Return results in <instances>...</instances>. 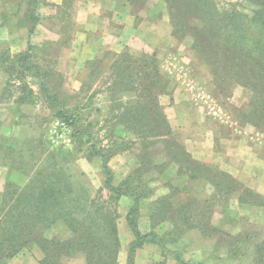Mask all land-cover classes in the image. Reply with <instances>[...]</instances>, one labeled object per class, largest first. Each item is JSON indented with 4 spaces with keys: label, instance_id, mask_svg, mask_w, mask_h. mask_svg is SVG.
<instances>
[{
    "label": "rangeland",
    "instance_id": "1",
    "mask_svg": "<svg viewBox=\"0 0 264 264\" xmlns=\"http://www.w3.org/2000/svg\"><path fill=\"white\" fill-rule=\"evenodd\" d=\"M141 1L132 5L129 0L109 1L117 4V12L121 11L123 18L115 24L112 20L114 25L111 26L119 36V47L111 41L106 44L104 53L108 56L101 66L107 67L115 55L128 49L132 52L130 59H143L146 55L153 58L161 75L150 88L151 98H159L164 108L172 128L170 137L173 143L190 149L194 159L206 163L213 171L228 172L241 183V188H250L264 195V127L254 126L246 120L250 90L240 85L222 84L220 79L213 77V66L202 63L200 50L195 51L191 46L190 35L175 32L178 29L172 26L164 0ZM216 1L229 3L235 0ZM173 2V7L181 10V3L178 0ZM67 3L71 4L68 8L52 14L48 6H43L48 5L47 0L39 1L35 14L40 16V22L30 34L26 49L18 53H13V46L2 40L5 36L0 31V194L10 188L20 191L25 186H38L49 174L46 168L61 160L69 169L72 181L85 185L94 195L103 187L106 175L101 156H90L93 151L89 146L92 144L106 150L120 144L126 146L108 161L114 184L141 166L138 155L142 146L129 143L128 134L120 126H112L117 122L115 117L112 119L116 105L134 97L129 92L120 94L106 90L104 84L112 73L108 70L106 77L90 76L87 62L102 57L104 53L90 58L85 56V61L82 59V49L76 48L78 3L77 0H68ZM100 4L98 18L110 20L114 15L111 5L103 1ZM19 5L24 19L26 3ZM31 9H28L30 14L26 20L29 22ZM181 16L177 19L181 24L187 22L193 28L202 26L196 18ZM130 17L134 18L139 35L125 34L128 31L123 33V26H130L126 21ZM4 19L7 21L6 16ZM47 35L52 36V42L46 40L44 36ZM30 44L36 48L29 51ZM37 47H45L42 52L51 50L52 53H38ZM6 50L10 55L5 53ZM26 52L30 60L24 63L23 69H13L18 58ZM35 63L41 72L26 68ZM129 65L138 68V63ZM129 72L130 69L126 70L127 75ZM132 73L137 74V71ZM89 79V85L83 87V82ZM138 80L150 84L151 77L141 74ZM41 82H47V93L43 92ZM56 94L58 96L54 97ZM120 98L123 99L120 101ZM79 104L87 108L85 112L92 114V124L82 137L73 135L68 119ZM61 110L65 111V116L61 115ZM87 124L82 121L80 128ZM113 130L119 137L126 138L125 142L112 141ZM160 146L155 149L158 164L169 161ZM143 178L142 185L152 193L149 199L140 201L136 220L139 230L149 235L136 250L134 264H182L183 261L188 264H257L254 247L264 242V206L241 205L236 194L217 195L209 182L190 180L186 175L178 174L176 164H170L162 175L143 174ZM176 188L180 191L176 192ZM107 193L105 189L104 195ZM168 194L175 202L192 197L198 210L205 211L201 219L202 223L208 224L207 227L203 231L202 228L184 231L179 237L170 224H158L153 215L158 207L156 200ZM132 204V198L125 196L117 202L121 264H127L129 246L136 236L127 220ZM45 235L62 241L72 237L70 228L62 221L46 230ZM234 236H239L238 240ZM43 256L40 248L26 247L15 257L4 260L3 264H41ZM63 259L64 264H86L84 254L78 251Z\"/></svg>",
    "mask_w": 264,
    "mask_h": 264
},
{
    "label": "trees",
    "instance_id": "2",
    "mask_svg": "<svg viewBox=\"0 0 264 264\" xmlns=\"http://www.w3.org/2000/svg\"><path fill=\"white\" fill-rule=\"evenodd\" d=\"M39 1L22 0L26 3L27 11L21 23L29 28L30 33L35 31L40 22V16L35 14ZM67 1H64V8L71 5ZM164 1L168 6L172 26L178 29L175 32L181 31L183 35L186 33L190 35L191 46L195 51L200 50L202 63H211L213 66L211 71L213 77L220 79L222 84L226 82L250 90L251 99L245 115L248 118L246 120L254 126L264 127V0H235L229 3L216 0H178L182 5L181 10L173 7V0ZM129 3L140 4L142 1L129 0ZM248 4L249 8L246 7ZM28 7L33 8L31 22L26 21L30 14ZM181 15L198 19L202 26L193 28L187 22L181 24L180 20H177L182 18ZM34 48L36 46L30 44L28 50ZM5 53L10 55L7 50ZM129 54L132 55V52L128 49L123 54L115 55L110 64L103 68L101 66L103 59L108 56L105 52L102 57L89 60L86 65L91 77L94 75L106 77L108 75L106 70L112 72L104 84L106 90L120 94L129 92L130 96L134 97L129 102H120L116 105L117 110L112 119L115 117L117 122L112 126H120V129L131 138L129 143H139L140 147L142 146L138 155L141 166L135 168L124 180L114 184L108 161L126 146L120 144L116 148L106 150L102 147L98 149L92 144L89 146L93 151L90 156H101L102 168L106 175L103 187L94 195L85 185H77L72 181L69 169L61 160L46 168L49 174L38 186H25L20 191L7 189L0 194V264L15 257L22 249L34 246L44 253L41 264H64V256H70L77 251L84 254L86 264H121L117 202L124 196L133 200L127 220L136 236L129 246L127 264H134L136 250L144 244L143 240L149 235L139 230L136 220L140 211V201L143 198L149 199L152 193V190L142 185L143 174L162 175L166 173L170 164H176L178 174L186 175L190 180L209 182L217 195L236 194L241 205L264 206V195L250 188H241V183L228 172L220 169L213 171L206 163L194 159L190 149L173 143L170 137L172 128L164 108L159 98H151L150 88L160 77V70L154 65L153 58L146 55L143 59H130ZM29 60L30 56L26 52L23 57L18 58L13 69H23L24 63ZM129 63H138V68L131 67ZM26 68L39 72L42 70L37 63ZM128 69L131 72L127 75ZM134 70L137 74L132 73ZM139 73L151 77L150 84L140 83ZM135 75L138 78H135ZM89 81L90 79L83 82V87L88 86ZM40 84L43 92L47 93L49 90L47 82ZM56 96L58 94L54 97ZM122 99L120 98V101ZM85 108L79 104L68 118L74 136L82 137L92 124V114L85 112L87 109ZM60 113L65 116L64 110ZM82 121L88 122L84 128H80ZM111 135L114 137L111 138L112 141L126 140L119 137L114 130ZM159 144L161 145L159 148L169 158V161L162 164L155 162V149ZM105 189L108 190L106 195ZM175 190L180 191L179 188ZM173 196L162 195L156 200L158 207H155L153 215L157 218V223L170 224L179 237L190 229L202 228L203 231L208 225L206 222L202 223L201 219L205 211L198 210L197 204L192 202L194 199L190 196L188 199L185 198L184 202L173 201ZM59 221L66 223L70 228L72 233L70 239L62 241L46 237L45 231ZM153 236H156L154 232ZM238 237L233 238L238 240ZM263 253L264 242L256 244L254 254L257 257V264H264ZM182 264L188 263L183 261Z\"/></svg>",
    "mask_w": 264,
    "mask_h": 264
},
{
    "label": "crops",
    "instance_id": "3",
    "mask_svg": "<svg viewBox=\"0 0 264 264\" xmlns=\"http://www.w3.org/2000/svg\"><path fill=\"white\" fill-rule=\"evenodd\" d=\"M64 1L65 0H47L48 5L44 4L43 6H48L51 13L55 14L61 9H64ZM101 1L107 2V4L111 5L113 11L112 14L114 15L110 20H102L98 18L101 13L99 10L102 8V4H100ZM109 1L110 0H77L80 16L77 22L79 28L76 33V48L79 46L82 49L80 56H84L82 57V59L84 58V61L86 60L85 56L90 58L92 55H101L104 53L105 46L109 41H111V43L113 42L115 47H119L117 40L119 39V36L118 33L114 32L113 25L116 22H119V20H122L123 13L121 11L117 12V9L119 10L117 4ZM21 2L22 0H0V31L2 30V34L5 36V39L3 38L2 40L7 41L9 46H13V53H18L21 50L26 49V46L30 42L29 36L31 33L28 27L22 25L21 21L23 18L20 11H18V6H20L19 4ZM4 16H6L7 21L4 19ZM112 20L114 24L112 23ZM126 21L130 22V26L124 25L123 33L128 31V33L125 34H131V36L137 35L138 31H136L137 29L134 27V18H127ZM111 24L113 25L111 26ZM44 37L46 40H50V42L53 41L51 35ZM43 48L46 49L45 47H37V52L47 53L45 55L52 53L51 50H48V52H42Z\"/></svg>",
    "mask_w": 264,
    "mask_h": 264
}]
</instances>
